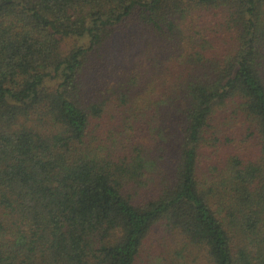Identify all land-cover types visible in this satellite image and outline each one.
I'll return each instance as SVG.
<instances>
[{"label": "trees", "instance_id": "trees-1", "mask_svg": "<svg viewBox=\"0 0 264 264\" xmlns=\"http://www.w3.org/2000/svg\"><path fill=\"white\" fill-rule=\"evenodd\" d=\"M0 264H264V0H0Z\"/></svg>", "mask_w": 264, "mask_h": 264}, {"label": "rangeland", "instance_id": "rangeland-1", "mask_svg": "<svg viewBox=\"0 0 264 264\" xmlns=\"http://www.w3.org/2000/svg\"><path fill=\"white\" fill-rule=\"evenodd\" d=\"M202 14H204V13H202ZM193 16H198V15L193 14ZM204 16H206V15L204 14ZM208 16H213V15L208 13ZM116 34L118 35V33H116ZM107 46H108L107 49L112 52V57L116 60V66H115L114 70L121 69V71L125 67L127 69L130 68L131 63L134 61V59L137 56L136 52L139 51V49L141 47L140 44H137L135 46L133 45L132 46L133 47V51H132L133 53L129 54L128 58H130V59H127L126 57H123V52L121 54H119V51H121V48L123 50V47H124L123 42L121 41V38L119 36H118V38L115 39V42L112 46V50H111L110 46L108 45V43H107ZM117 66H121V68H117ZM142 70H143V68L140 67L139 71H142ZM172 72H174V69L172 68V66L168 65V67L165 70V73L166 74H172ZM106 78H108V77L106 76ZM109 79L110 78H108L107 81H109ZM159 82H160V80H159Z\"/></svg>", "mask_w": 264, "mask_h": 264}]
</instances>
